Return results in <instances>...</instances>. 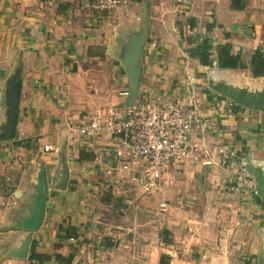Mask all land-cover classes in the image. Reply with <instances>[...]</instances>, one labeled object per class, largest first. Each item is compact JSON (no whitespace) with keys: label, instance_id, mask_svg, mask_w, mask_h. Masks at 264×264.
<instances>
[{"label":"crops","instance_id":"1","mask_svg":"<svg viewBox=\"0 0 264 264\" xmlns=\"http://www.w3.org/2000/svg\"><path fill=\"white\" fill-rule=\"evenodd\" d=\"M85 1L90 0H0V135L8 118L10 85L16 76L21 82L15 135L0 139V264H34L29 258L32 241L37 253L51 256L45 264H61L54 255L67 256L70 250L68 242L58 239V230L69 226L77 229L79 244L72 264H130L139 258L140 248L148 259H135L142 264H159L161 255L169 258L168 264H229L226 256L232 248L225 249L226 241L238 236V225L241 237L249 234L253 239L255 222L264 223V199L230 193L237 164L219 166L213 150L229 148L264 172V110L235 105L215 90L213 94L204 89L208 68L187 55L185 38L207 37L214 51L230 43L231 52L247 61L256 48L264 49V0H247L241 11L234 10L230 0H130L113 11L83 9ZM147 3L139 93L180 99L194 91L208 121L203 142L215 164L183 163L173 171L174 185L159 195L160 202L167 203L170 244L162 243L158 232L153 241L137 244L125 263L118 256L119 251L126 255L120 235L101 229L99 223L110 221L120 229L128 189L106 172L102 147L92 141L99 148L83 145L74 129L93 110L123 103L116 93L128 83L116 55L124 37L140 27ZM214 67L221 77L246 71L249 80L260 82L228 85L229 91H264V76ZM191 139L199 141L200 135L193 133ZM45 146L58 152H46ZM80 151L93 153L94 160L80 161ZM64 163L68 180L60 189ZM40 166L49 185L41 224L32 234L26 259L6 257L28 233L19 226L30 216ZM108 194L116 206L104 201ZM180 234L188 242L181 249L176 244ZM105 239L115 246H101Z\"/></svg>","mask_w":264,"mask_h":264},{"label":"built area","instance_id":"2","mask_svg":"<svg viewBox=\"0 0 264 264\" xmlns=\"http://www.w3.org/2000/svg\"><path fill=\"white\" fill-rule=\"evenodd\" d=\"M128 1L90 0L82 3V8L113 11ZM116 95L124 102L127 88ZM207 122L194 91L180 99L143 92L138 94L131 107L106 105L93 110L74 131L81 137L83 145L99 148L94 145L98 143L102 147L101 157L108 175L119 181L132 182L143 194L160 195L174 185L173 171L183 163L215 164L211 150L203 142ZM193 133L200 135L199 141L191 139ZM44 151L58 152V149L45 146ZM213 151L219 166H227L232 161L237 164L232 192L256 196V177L249 170L247 161L226 147H216ZM158 206L160 212L167 209L165 201ZM138 256L144 258L142 248Z\"/></svg>","mask_w":264,"mask_h":264},{"label":"water","instance_id":"3","mask_svg":"<svg viewBox=\"0 0 264 264\" xmlns=\"http://www.w3.org/2000/svg\"><path fill=\"white\" fill-rule=\"evenodd\" d=\"M148 20H149V4H146V11L143 16L140 27L128 33L124 37L123 44L118 49L116 55L117 62L122 68L128 83L127 97L123 103L118 105L120 108L131 107L138 94H139V83L142 75V66L140 57L147 39L148 33ZM13 82L10 85L7 93V111L8 118L6 121V127L4 133L0 135V139H12L15 135L16 123L18 118V104L20 97L21 82L20 78L16 76L13 78ZM211 81V80H210ZM210 87L216 92L220 93L226 98L233 100L241 106L264 110V91L248 93L246 90H234L229 91V86L219 85L210 82ZM247 160L248 168L254 173L256 177V196L264 199V172L259 167H255ZM68 180V169L66 164H63L60 189L66 187ZM37 192L32 201V209L30 210L29 218L19 226L20 229L26 230L28 233L23 238L18 249L11 251L6 257L24 260L26 259L29 247L31 243L32 234L39 229L42 221L46 196H47V185L45 180L44 168L40 166L39 173L37 175Z\"/></svg>","mask_w":264,"mask_h":264},{"label":"rangeland","instance_id":"4","mask_svg":"<svg viewBox=\"0 0 264 264\" xmlns=\"http://www.w3.org/2000/svg\"><path fill=\"white\" fill-rule=\"evenodd\" d=\"M204 71L205 72L203 73L204 78L202 81L203 83L202 85L204 86V89L211 91V93L213 92H212V88L210 87V82H212L213 85L215 83L218 84L219 82L227 86L238 84L241 87H244L247 84L260 85L259 81L249 80L248 77L245 75L246 71H239L236 73L223 74L224 77L219 76L222 74L221 72L217 71V69H215L214 66ZM119 185H124L128 189V190L126 189L127 195L124 198V200H127V202L125 201V205L122 211L123 215L121 214L123 218L120 217V219L118 220L120 229L111 227L112 224L110 221L104 222L103 224L99 223V226L101 229H106V231H112L111 232L112 235L114 234L120 235L119 237L120 245H121V248L125 250L126 255L120 254L119 252L121 253H124V252L119 251L118 256H120L119 257L120 260H123L125 262V257H129L130 255L134 256L133 251L135 252L137 244L142 243L144 241L151 242L153 241L154 236L158 232L166 230L165 228L166 219H167V214L169 212L165 211L166 212L165 213V212L159 211L158 204L162 199L159 195L143 194L139 189L137 191L136 188L133 186V183L129 181H123V183L122 181H120ZM47 187H49V185H47ZM36 192H37V187H36ZM230 193H232V191ZM182 210H185V209H182ZM175 211L177 212V210ZM113 215H115V213L108 215L109 220L111 219ZM252 230H253V239H250L249 236L251 235L249 234L247 235L248 236L247 239L241 237L243 228H241L239 225H238V232H237L238 236L236 235L235 238L232 237L230 241L228 238H223V239H228L225 244V249H227L228 247L232 248L231 251H229L226 256L228 259L227 262H229V264H235L236 262L239 263L246 256L249 257L251 255L255 256L254 262L256 264H264V223L259 224L258 222H255V224L252 227ZM151 231L153 232L152 234H150ZM180 237H182V234H180ZM107 238L110 240L116 239V237L114 238L107 237ZM197 239L199 241V238ZM194 242L195 240H191V244H193ZM187 243H188L187 239L185 240V238L182 237V239L178 240L176 244L179 247V249H181L180 247H182L184 244H187ZM250 250L252 251V254H248ZM181 253L179 254V256L183 257ZM135 259L142 261V263L148 262L147 258L139 259L135 257ZM135 259L132 258V263L130 264H140L141 263V262L136 261Z\"/></svg>","mask_w":264,"mask_h":264},{"label":"trees","instance_id":"5","mask_svg":"<svg viewBox=\"0 0 264 264\" xmlns=\"http://www.w3.org/2000/svg\"><path fill=\"white\" fill-rule=\"evenodd\" d=\"M247 0H230V6L234 10H244L246 7ZM193 27V24L191 25ZM188 48L185 50L190 58L197 60L198 64L203 68H211L213 66L219 69H238V70H249L252 77L258 78L264 76V49L256 48L246 61L241 54H233L231 52L232 46L230 43H222L214 48L211 44V40L207 37L201 38L199 36H187L185 38ZM238 104V103H237ZM239 105V104H238ZM240 106V105H239ZM95 158L91 152H79L78 159L80 161H93ZM257 197V196H256ZM104 201L107 205H113V196L106 195ZM113 206H116L115 204ZM77 229L74 227H59L58 239L61 242H68L69 254L67 256L56 254L54 259L61 264H72L77 252L79 244L77 241ZM159 238L164 244H170L167 231H161ZM73 242V243H71ZM101 246L110 248L115 246V243L108 239H105L101 243ZM30 260L34 264H45L51 260V256L47 254H39L35 251V242L32 241L30 254ZM255 256L251 255L247 259H242L238 264H256L254 262ZM169 258L165 255H161L159 258V264H168Z\"/></svg>","mask_w":264,"mask_h":264}]
</instances>
